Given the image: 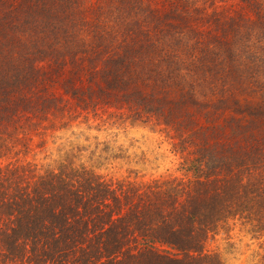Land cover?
<instances>
[{
    "label": "trees",
    "instance_id": "1",
    "mask_svg": "<svg viewBox=\"0 0 264 264\" xmlns=\"http://www.w3.org/2000/svg\"><path fill=\"white\" fill-rule=\"evenodd\" d=\"M230 1L0 0V264H222L229 221L264 250V0ZM89 113L164 127L184 177L32 158Z\"/></svg>",
    "mask_w": 264,
    "mask_h": 264
},
{
    "label": "rangeland",
    "instance_id": "2",
    "mask_svg": "<svg viewBox=\"0 0 264 264\" xmlns=\"http://www.w3.org/2000/svg\"><path fill=\"white\" fill-rule=\"evenodd\" d=\"M236 2L231 0L221 11L228 7L233 10ZM84 115L64 127H48L40 133L45 134L43 137H35L32 155H37L32 158L52 164L65 152L74 150L81 163L106 180L184 177L183 160L173 151L169 139L172 133L161 125L101 113L95 118L91 113ZM262 247V239L252 237L247 226L229 221L207 241L205 252L217 255L222 264H264Z\"/></svg>",
    "mask_w": 264,
    "mask_h": 264
}]
</instances>
